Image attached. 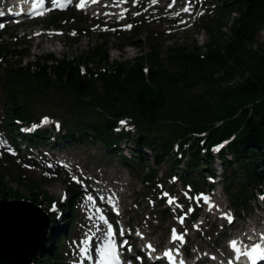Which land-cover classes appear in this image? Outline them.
Returning a JSON list of instances; mask_svg holds the SVG:
<instances>
[{"label":"trees","instance_id":"trees-1","mask_svg":"<svg viewBox=\"0 0 264 264\" xmlns=\"http://www.w3.org/2000/svg\"><path fill=\"white\" fill-rule=\"evenodd\" d=\"M215 8L212 18L201 19L209 42L173 49L166 58L153 50L126 62L112 61L105 37L71 60L49 54L22 66L29 54L15 38V49L3 59L17 58L19 66L6 72L4 127L26 147H41L54 133L39 129L33 102H47L60 90L76 104L97 111L94 120L63 123L58 139L74 142L76 136L79 142L100 144L124 167L139 168L146 187L158 183L156 169L169 162L168 181L174 177L195 193L199 179L212 190L205 180L214 175L211 149L225 142L218 156L224 172L232 174L225 190L236 215L247 211L254 199L249 193L264 189V43L258 40L264 32V0H217ZM68 13L51 16L45 26L61 29L67 18L76 22L71 27L82 36L86 28L75 11ZM128 39L127 45L135 46L137 33L133 30ZM66 112L75 114L74 109ZM131 125L137 133H131ZM123 140L132 147L129 158L118 149ZM4 185L0 199L31 200ZM68 221L62 230L51 228L49 248L34 264H59L65 231L71 232Z\"/></svg>","mask_w":264,"mask_h":264},{"label":"rangeland","instance_id":"rangeland-1","mask_svg":"<svg viewBox=\"0 0 264 264\" xmlns=\"http://www.w3.org/2000/svg\"><path fill=\"white\" fill-rule=\"evenodd\" d=\"M124 1L126 0L119 1L118 5ZM170 1L166 0L157 7L154 5L156 0H129V5L120 11L105 10L104 7L108 3L101 4L100 9L96 11H77L78 19L84 23L83 27L86 28L79 38L73 34V28L65 22L61 25L63 27L61 32L36 38L34 33L45 28L44 20L52 16L53 13L41 19L39 23L26 22L22 28L15 26L14 21L4 23V20L0 21V27L4 25L7 29L4 33L0 28V185L6 189L4 183L9 184L21 195L36 199L38 203H42L41 206L38 205L41 210L54 217V222H50L49 231L47 230L44 242L33 260L47 249L51 237L50 229L54 227L62 230L69 216L68 223L71 224L72 230L60 245L59 264H88L84 262L87 258L94 255L100 256L97 251L100 248H94L95 252L92 253L91 241L94 235L100 236L102 240L106 232L98 223L96 210L102 207L109 212L104 201L106 199L107 203L112 204L114 202L112 197L115 198L122 216V221L117 222V225L120 229L124 225L123 233L130 242L128 246L132 244V249L130 247L123 249L125 257L128 258L127 253L130 252L134 264H147L148 262L146 257L143 260H139L137 257L138 254L144 252L143 239L145 243L152 246L166 248L173 229H178L181 232L183 240L178 242V246H183L184 252L189 255V258L197 262L207 256L210 259L207 261L208 264H216L215 258L220 263H228L230 228L234 230L232 231L234 235L241 236V231L244 233L251 231L248 226V221H250L259 227L257 234L264 231V203L261 202L264 201V197L260 196L257 191H252L249 195H253L252 197L255 198L256 206L262 207L263 210L258 211L260 217L253 211L254 203H251L247 212L252 218L248 217L246 220L245 216L241 214V219H233L235 226L229 225L230 221L227 216L233 207L225 187L227 181L232 180V174L231 170L224 172L225 168L221 165V169L219 167L215 169V162L211 164V170L221 173L223 177L213 182V191L209 196L206 195L207 190L203 180H198L199 188L205 194L197 198L199 202H197L196 208L200 210V215L197 220L192 221L187 215L193 213V201L195 203V200L190 199L186 194L183 195L182 188L178 183L171 186L167 182L169 162L156 169L159 182L146 187L139 179V168H125L120 163L119 157L107 155L100 144L91 145L79 142L76 140V136L74 142L67 143L56 138L46 137L43 144L46 145L45 148L28 149L24 145L14 146L10 139V133L4 128L3 105L5 101L2 94L7 79L6 72L19 66L17 58H7V62L3 59L10 50L15 49L12 45L15 38L18 42L25 43L22 49H26L29 54L22 60V66L33 63L39 56L49 54L60 60H71L86 52L90 44H94L97 39L105 37L110 59L117 62L133 60L153 50H158L163 58H166L173 49L187 46L202 47L207 44L209 36L201 28V16L212 17L213 6L217 0H184L190 2L187 7L192 12L191 16L184 20H178L179 11H183L184 8L170 11ZM110 2L113 3V1ZM142 2L143 4H140ZM10 4L9 0H0V12L13 11ZM70 8L76 9L73 5ZM127 10L128 14L123 15V12ZM116 12L119 15L117 18H113L111 15ZM132 30L137 33V44L124 46L121 51L116 50L118 46L130 43L131 40L128 37ZM258 40L264 43V32L260 33ZM83 102H88V99H84ZM70 104H72L71 107ZM66 109L69 110V113L74 109L75 114H67ZM33 111L35 115L43 119L42 127L49 129L51 124L60 127L61 123L69 126L76 120H94L97 110L92 111L87 105L76 104L71 101L68 95L60 90H55L47 102H35L34 100ZM45 117H47L46 122ZM131 127L134 133H137L136 128ZM51 148H56L61 152H54L52 155L49 152ZM131 148L124 140L118 145L121 154L126 157H130ZM27 158L49 166L51 171H38L34 175L23 172L22 167L31 168V165L26 163ZM218 163L220 162L218 161ZM53 166L57 168L54 169ZM54 174H56V178H51ZM78 185L83 191L80 194L85 195L83 199L77 197ZM230 185L232 186V183ZM53 187L61 190H59L61 197L52 192ZM91 188L97 192L102 191L98 194V198H93L94 195L90 192ZM165 192L169 193L166 195ZM43 193L53 200V203L43 201ZM164 197H169L167 200L170 199L174 202L170 203L169 200L168 202L165 200V203L161 204L155 201V199ZM207 197V200L203 199ZM100 200L103 201L101 204L103 203L104 207L98 205ZM85 202H88V205ZM189 209L191 211H188ZM72 211L73 214H69ZM92 215L95 216L92 218ZM179 219L185 220L183 227L180 226ZM223 224L226 225V228L224 235H221ZM66 233L67 231H65V235ZM217 239H219L218 244H216ZM124 243L121 241L119 245L123 247ZM97 261L95 262L97 263Z\"/></svg>","mask_w":264,"mask_h":264},{"label":"water","instance_id":"water-1","mask_svg":"<svg viewBox=\"0 0 264 264\" xmlns=\"http://www.w3.org/2000/svg\"><path fill=\"white\" fill-rule=\"evenodd\" d=\"M6 223L16 229L11 236L4 233L8 227L0 230V264H29L44 241L49 218L34 203L1 200L0 227Z\"/></svg>","mask_w":264,"mask_h":264},{"label":"bare ground","instance_id":"bare-ground-1","mask_svg":"<svg viewBox=\"0 0 264 264\" xmlns=\"http://www.w3.org/2000/svg\"><path fill=\"white\" fill-rule=\"evenodd\" d=\"M163 1H157L156 3H155V6H157V7H159L160 5H161V3H162ZM186 4V2L184 1V0H175V5L174 6H184ZM119 8H121V7H119L118 5H115V3H109L107 6H106V9L107 10H110V11H115V10H120ZM121 9H125V7L124 8H121ZM129 11H127V13H128ZM10 14H11V12L9 13H0V18H5V19H7L8 17H10ZM113 18H117V16H118V14L117 13H114V14H112L111 15ZM59 150L58 149H56V148H51L50 149V154H52V155H54V152H58ZM26 163H28L29 165H31V168H27V167H22L21 168V170L23 171V172H27V173H29L30 175H34V174H36L38 171H43V172H50L51 170H50V167L49 166H46V165H43V164H41V163H39V162H35V161H33V160H31L30 158H27L26 159ZM53 168L55 169V168H57L56 166H53ZM51 178H56V174H54ZM59 190L60 189H58V188H56V187H53V193L54 194H56V195H58L59 197H61V193L59 192ZM61 191V190H60ZM81 192H83L82 191V189H81V186L80 185H78V192H76V194H77V197H78V199H83V198H85V195H81L80 193ZM90 192H92V195H94L93 196V198L94 199H96V198H98V194H100L102 191H95L93 188H91L90 189ZM87 193H88V191H87ZM110 193V192H109ZM101 195H103V194H101ZM73 201H75V198H73ZM101 202H103V201H101L100 200V203ZM85 204L86 205H88V202H85ZM95 215H92V218L94 217ZM229 225L230 226H235V224H234V222H230L229 223ZM6 227H8L9 228V230L7 231V229H6ZM33 227V226H32ZM263 227H264V224H263ZM226 228V225L225 224H223L222 226H221V229H222V231H221V235H224V229ZM236 228V227H235ZM238 228V227H237ZM3 229H5L7 232H4L6 235H7V233L8 232H10V236H11V234L15 231V229L16 228H14L13 230H12V228H11V226H9V225H7V223H6V226H3V227H0V230H3ZM257 231V230H256ZM31 232V231H30ZM257 233V232H256ZM262 235H264V232L263 233H260V234H258V237H262ZM9 237V236H8ZM45 239V238H44ZM44 242V241H43ZM42 242V243H43ZM91 243H92V248H93V250H92V253H94L95 251H94V248H100V246H101V244H102V240H101V238H100V236H98V235H94L93 236V238H92V241H91ZM219 243V239H217V241H216V244H218ZM40 249V248H39ZM152 254H154V253H152ZM100 259V256H98V255H94V256H92V257H90V258H87L84 262H87L88 264H97L95 261L96 260H99ZM166 260V256H164V257H161V258H158V257H155L154 258V260H153V262H156V263H160L161 261H165ZM203 261H210V259L207 257V256H205V257H203V259H202ZM176 263V262H175Z\"/></svg>","mask_w":264,"mask_h":264},{"label":"snow or ice","instance_id":"snow-or-ice-1","mask_svg":"<svg viewBox=\"0 0 264 264\" xmlns=\"http://www.w3.org/2000/svg\"><path fill=\"white\" fill-rule=\"evenodd\" d=\"M83 2H84V0H82L81 6H83ZM94 2H95V0H94ZM173 2H175V0H173ZM53 3H58V0H53ZM183 11L189 12V8L185 7L183 9ZM197 14L199 15L201 13H197ZM177 15H178V13H177ZM46 121H47V117H45V122ZM125 123H126L125 121H121V124H125ZM57 127H58V125H57ZM222 146L223 145H221V147ZM215 150L218 151L219 148H217ZM205 199H207V198H205ZM169 202L173 203L174 201H169ZM188 211H191V209H189ZM227 218L231 222V217L227 216ZM101 219L103 220L104 218L101 217ZM181 222H182V220H181ZM105 236L108 237V244L106 245V247L104 249H97V251L100 254V259L97 261V264H120V261L118 259V255H117V251H116V245L112 240L113 233H112L111 227H109L108 231L105 233ZM173 238L183 240L182 236H176V230L175 229H173ZM249 239H251V238L249 237ZM261 240H264V236L261 237ZM148 247L151 248V245H148ZM231 247L235 251L240 252V249L237 247V241L236 240L231 241ZM245 247H248V246L245 245ZM85 251H87V250H85ZM241 254L248 256L249 259L252 261V264H256L257 260H264V247H262L261 244L257 243V244L252 245L247 252H243ZM165 255L170 256L171 253H166ZM181 264H183V262H181Z\"/></svg>","mask_w":264,"mask_h":264}]
</instances>
